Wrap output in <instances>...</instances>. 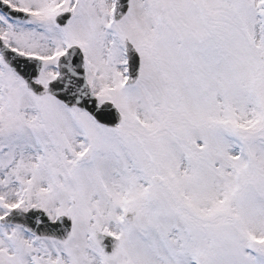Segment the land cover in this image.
Masks as SVG:
<instances>
[{"label": "snow or ice", "instance_id": "obj_1", "mask_svg": "<svg viewBox=\"0 0 264 264\" xmlns=\"http://www.w3.org/2000/svg\"><path fill=\"white\" fill-rule=\"evenodd\" d=\"M0 264H264V0H0Z\"/></svg>", "mask_w": 264, "mask_h": 264}]
</instances>
